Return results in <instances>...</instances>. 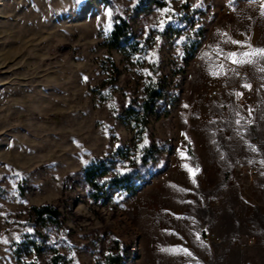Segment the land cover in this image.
<instances>
[{"label": "rangeland", "instance_id": "1", "mask_svg": "<svg viewBox=\"0 0 264 264\" xmlns=\"http://www.w3.org/2000/svg\"><path fill=\"white\" fill-rule=\"evenodd\" d=\"M110 1L0 0V264H22L27 236L46 243L41 264L48 245L68 264H264V54L244 55L264 49V0ZM113 13L124 51L108 44ZM166 77L174 103L137 143L123 106ZM160 142L170 153L141 166ZM93 161L145 182L95 200Z\"/></svg>", "mask_w": 264, "mask_h": 264}, {"label": "trees", "instance_id": "2", "mask_svg": "<svg viewBox=\"0 0 264 264\" xmlns=\"http://www.w3.org/2000/svg\"><path fill=\"white\" fill-rule=\"evenodd\" d=\"M109 6L112 5L110 0H104ZM130 25L128 21L119 14L113 13L112 27L108 36V44L111 48H118L122 51L125 50L126 43L130 38ZM202 34V33H201ZM196 45V43H194ZM177 73V72H176ZM168 78H157L156 81H151L145 87L144 98L140 101L132 100L123 106V122L129 126L130 130L134 133V138L138 143L145 131L148 128L149 122L152 118L161 116L162 104L168 96H171V104L174 103V93L168 88ZM169 112L165 111L164 116ZM171 147H166L164 143L160 142L158 145H149L141 147V154L139 156V163L141 166H154L163 155L170 153ZM121 151L119 156H123ZM165 166L163 163L161 166ZM111 167L108 161H93L83 168V180L89 195L97 200L100 196L99 191L103 193L109 189H120L130 195H134L143 185L137 183V178L141 176L139 173L133 171L126 172L122 175H114L108 177ZM37 217L49 219L51 221L57 220L58 211L49 205L40 207H33ZM46 243L43 238L36 240L30 236L20 240L15 245L14 254L18 261L22 264H41L37 261L44 250ZM48 259L46 264H68L67 258L60 253L55 246H47ZM23 255L35 256V258L23 260ZM97 264H126L125 259L119 253L109 252L104 254Z\"/></svg>", "mask_w": 264, "mask_h": 264}, {"label": "built area", "instance_id": "3", "mask_svg": "<svg viewBox=\"0 0 264 264\" xmlns=\"http://www.w3.org/2000/svg\"><path fill=\"white\" fill-rule=\"evenodd\" d=\"M223 13L225 14H229L230 13V10L229 9H223ZM202 61V59H195V63L197 66H200V62ZM218 89H211L208 94H207V97L209 99H213L217 94H218ZM251 97V95L247 94L245 95L244 98H241L240 100L241 101H244L245 99H249Z\"/></svg>", "mask_w": 264, "mask_h": 264}, {"label": "snow or ice", "instance_id": "4", "mask_svg": "<svg viewBox=\"0 0 264 264\" xmlns=\"http://www.w3.org/2000/svg\"><path fill=\"white\" fill-rule=\"evenodd\" d=\"M165 11H167V10H165ZM161 24H163V21H161ZM233 43H239V42H237V41H233ZM256 54H264V49H260V50H257V52H253V53H245L244 55L245 56H248V55H256ZM232 58H233V63H242L243 61H237L236 59H235V56H236V53H230L229 54ZM246 87H247V85H246ZM190 171H192L191 169H190ZM193 175H195V172H193ZM197 238H199V237H197ZM184 251L188 254V255H191V253H188L187 252V249H184Z\"/></svg>", "mask_w": 264, "mask_h": 264}, {"label": "crops", "instance_id": "5", "mask_svg": "<svg viewBox=\"0 0 264 264\" xmlns=\"http://www.w3.org/2000/svg\"><path fill=\"white\" fill-rule=\"evenodd\" d=\"M219 91V90H218Z\"/></svg>", "mask_w": 264, "mask_h": 264}]
</instances>
